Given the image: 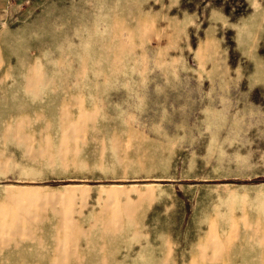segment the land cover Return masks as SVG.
Instances as JSON below:
<instances>
[{"label":"rangeland","instance_id":"obj_1","mask_svg":"<svg viewBox=\"0 0 264 264\" xmlns=\"http://www.w3.org/2000/svg\"><path fill=\"white\" fill-rule=\"evenodd\" d=\"M264 0H31L0 20V264H264Z\"/></svg>","mask_w":264,"mask_h":264},{"label":"crops","instance_id":"obj_2","mask_svg":"<svg viewBox=\"0 0 264 264\" xmlns=\"http://www.w3.org/2000/svg\"><path fill=\"white\" fill-rule=\"evenodd\" d=\"M31 0H0V20L16 21ZM264 67V54L261 60Z\"/></svg>","mask_w":264,"mask_h":264}]
</instances>
